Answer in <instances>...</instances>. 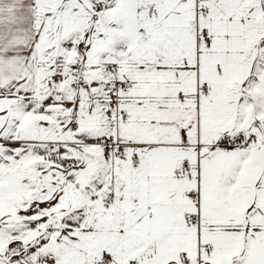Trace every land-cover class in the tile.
Listing matches in <instances>:
<instances>
[{
  "label": "snow or ice",
  "instance_id": "6c2138e0",
  "mask_svg": "<svg viewBox=\"0 0 264 264\" xmlns=\"http://www.w3.org/2000/svg\"><path fill=\"white\" fill-rule=\"evenodd\" d=\"M0 264H264V0H0Z\"/></svg>",
  "mask_w": 264,
  "mask_h": 264
}]
</instances>
